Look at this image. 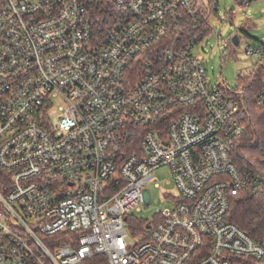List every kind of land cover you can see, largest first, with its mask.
Masks as SVG:
<instances>
[{
    "label": "built area",
    "instance_id": "1",
    "mask_svg": "<svg viewBox=\"0 0 264 264\" xmlns=\"http://www.w3.org/2000/svg\"><path fill=\"white\" fill-rule=\"evenodd\" d=\"M219 7L0 0V264L264 260L230 220L233 197L263 183L234 161L253 130L247 90L211 84L194 55ZM246 51L259 60L247 76L264 73V42ZM252 104L264 107V79ZM163 167L178 202L131 242L130 213Z\"/></svg>",
    "mask_w": 264,
    "mask_h": 264
},
{
    "label": "rangeland",
    "instance_id": "2",
    "mask_svg": "<svg viewBox=\"0 0 264 264\" xmlns=\"http://www.w3.org/2000/svg\"><path fill=\"white\" fill-rule=\"evenodd\" d=\"M211 24L213 31L194 49V55L204 65L211 84L238 90L240 78L247 76L252 65L259 61L250 57L246 50L264 42V0L246 8H241L235 0H220L218 14ZM235 34L241 40L238 46L231 42ZM147 188L151 193V204L142 212L130 213L132 220L127 227L130 235L135 237L130 236L131 242L140 236L141 224L155 220L160 209H167L178 202L169 167L155 171L154 181Z\"/></svg>",
    "mask_w": 264,
    "mask_h": 264
},
{
    "label": "trees",
    "instance_id": "3",
    "mask_svg": "<svg viewBox=\"0 0 264 264\" xmlns=\"http://www.w3.org/2000/svg\"><path fill=\"white\" fill-rule=\"evenodd\" d=\"M264 73L240 78V84L247 90L250 106V136L239 141L234 151V161L241 167L254 163L263 176V183L258 189L250 187L236 197L231 203L230 220L244 230L256 242L264 243V161L260 144L264 140V107L252 104V97L261 89ZM261 140L258 142L257 138ZM140 225V224H139ZM142 227V224L140 225ZM83 264H109L105 256L86 260ZM248 264H264V260H249Z\"/></svg>",
    "mask_w": 264,
    "mask_h": 264
},
{
    "label": "water",
    "instance_id": "4",
    "mask_svg": "<svg viewBox=\"0 0 264 264\" xmlns=\"http://www.w3.org/2000/svg\"><path fill=\"white\" fill-rule=\"evenodd\" d=\"M233 42L235 43V45H238V44H239V39H238V37H234V38H233Z\"/></svg>",
    "mask_w": 264,
    "mask_h": 264
}]
</instances>
